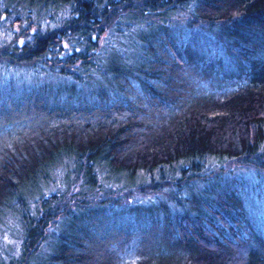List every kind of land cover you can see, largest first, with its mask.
<instances>
[{
    "label": "trees",
    "instance_id": "1",
    "mask_svg": "<svg viewBox=\"0 0 264 264\" xmlns=\"http://www.w3.org/2000/svg\"><path fill=\"white\" fill-rule=\"evenodd\" d=\"M4 16L18 242L0 264H264V0H0Z\"/></svg>",
    "mask_w": 264,
    "mask_h": 264
},
{
    "label": "rangeland",
    "instance_id": "2",
    "mask_svg": "<svg viewBox=\"0 0 264 264\" xmlns=\"http://www.w3.org/2000/svg\"><path fill=\"white\" fill-rule=\"evenodd\" d=\"M1 8H3V6L1 5ZM8 16V15H7ZM7 16H4V18L2 17V19H0V28L1 27H3L4 28V26L6 25V24H8L9 22H8V20H6V18H8ZM5 29V28H4ZM0 32H1V30H0ZM23 71V70H22ZM28 68L27 69H25L23 72L24 73H27L28 74ZM51 81H54L51 77L49 78V77H46V80H45V85H49V84H53V82H51ZM20 90H22V89H20V88H14L13 87V94H16V96L15 97H18L21 93H20ZM23 91V90H22ZM20 93V94H19ZM22 95V94H21ZM20 129H22V128H20ZM7 144H9V143H7ZM6 144V145H7ZM6 145L5 144H1L0 145V152H4V151H6L7 152V149H9L8 147H6ZM4 150V151H3ZM1 155V154H0ZM2 156V155H1ZM236 165V162L235 161H232L229 165ZM68 166L66 165V157H65V155H61V156H58V157H56L55 158V163H53V165H44V167H42V168H47V169H53V168H58V169H63V168H67ZM1 171V170H0ZM1 173V172H0ZM42 185V184H41ZM57 185H55V183H53V184H46V182H44L43 183V187H45V189H48V190H50V189H54L55 187H56ZM39 187V189L37 190V191H40V192H42V188L40 187V186H38ZM35 187H33V189H34ZM136 189H137V187H136ZM36 190V189H35ZM35 190H33V191H35ZM30 193V192H29ZM28 194V193H27ZM34 194H36V192L34 193ZM67 198V197H66ZM65 198V199H66ZM25 200V207H23V211H22V216L24 217V216H28L29 218H32L33 219V221H34V218H35V216H36V213H35V209H34V204H35V202L33 203L32 202V198H30V196H28V197H25L24 198ZM35 200V199H34ZM58 203V204H57ZM56 204H55V206L53 207L54 208V210L57 208V207H60V208H65V204L67 203L68 204V202L66 201L65 202V204H64V202H62V203H59V202H57ZM57 206V207H56ZM6 215H4L3 214V216L1 215V217H0V248H2L3 246H4V244L6 245V246H8L10 249H12V247H16L17 248V245H16V242H18V237L15 239V241L13 240V238H14V232L16 233V227H17V219L15 218V216H16V213H17V211H18V209H17V211H16V209H14L11 213H10V210H8L7 208H6ZM16 211V212H15ZM26 212V213H25ZM14 219V220H13ZM16 219V220H15ZM52 228H54V229H52ZM52 228H50L49 227V229H50V231L52 232L53 230H55L56 229V226H53ZM3 237H4V240H3ZM3 241H4V243H3ZM15 242V243H14ZM14 243V246L12 245ZM45 246V242H43L42 243V247H44ZM47 247H46V250L47 251H50L49 250V248H50V244H47L46 245ZM122 252V250H120V252H119V254ZM16 253V252H15ZM124 253H122V255H123ZM3 255H0V260H3ZM128 259H131V257L130 258H128ZM134 259V258H133ZM125 263H127V262H125ZM119 264V263H118ZM127 264H129V263H127Z\"/></svg>",
    "mask_w": 264,
    "mask_h": 264
}]
</instances>
